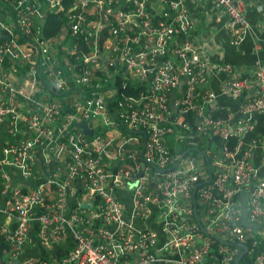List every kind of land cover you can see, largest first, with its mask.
<instances>
[{"label": "built area", "instance_id": "obj_1", "mask_svg": "<svg viewBox=\"0 0 264 264\" xmlns=\"http://www.w3.org/2000/svg\"><path fill=\"white\" fill-rule=\"evenodd\" d=\"M62 1L0 0V121L8 120L12 136L21 124L27 133L6 144L0 164L32 178L39 159L48 171L27 190L2 172L5 264H233L241 244L250 258L244 264H264V61L251 78L228 63L207 62L187 39L191 19L182 0H167L154 15L149 0ZM211 1L227 16L230 43L238 44L249 29L244 1ZM59 10L66 24L45 37L47 14ZM208 71L224 75L222 93L244 94L236 118L213 114L219 106L206 86ZM119 72L122 88L128 80L145 87L118 100L115 112L107 103L118 89L109 81ZM187 112L194 113L193 128ZM255 115L263 132L242 144ZM169 134L183 152L170 150ZM208 134L236 137V144L186 152ZM242 193L258 232L242 224ZM33 221L40 246L71 237L61 259L16 262Z\"/></svg>", "mask_w": 264, "mask_h": 264}, {"label": "crops", "instance_id": "obj_2", "mask_svg": "<svg viewBox=\"0 0 264 264\" xmlns=\"http://www.w3.org/2000/svg\"><path fill=\"white\" fill-rule=\"evenodd\" d=\"M186 6L190 19L191 28L187 31V39L193 48L197 49L198 53L207 62L228 63L232 66L234 72L238 76L251 78L255 69L264 61V0H243L245 3V14L249 21V29L246 35L238 44L230 43L229 31L226 29V14L211 0H182ZM167 0H149L147 3L148 10L154 15L159 14L165 8ZM5 67L4 72L8 71ZM11 70V69H10ZM224 75L214 71H208L206 86L216 94L215 105L223 107L229 112L233 118H236L239 113V103L244 94L240 96H230L222 93L220 82ZM42 90V89H40ZM45 96H51L45 91ZM20 103V99H17ZM9 122L7 119L0 121V160L3 158V148L8 142L15 139H24L27 137L24 126L21 124L19 132L12 136L9 133ZM21 130V131H20ZM263 132L261 116H254V129L251 132H244L241 135V143L247 144L253 134L261 135ZM173 142V140H172ZM253 162L258 164V149L253 154ZM54 164V162H53ZM39 159L34 161L33 176L24 177L19 170L14 166L0 164V223L9 221L4 212L6 194L1 191L3 187L2 172L8 175L9 182L12 186L27 190L34 187L36 184L44 181L48 175L47 166H43ZM125 193L124 190L120 191ZM243 194V193H242ZM239 195V202L240 196ZM49 196H54V186H51ZM128 199V195H121ZM129 200H126V204ZM241 204V202H240ZM69 207L75 205V198H69ZM151 221V219L149 220ZM256 228L250 227L252 231L258 232L261 226L257 223ZM159 230L160 226L152 223ZM36 222L33 221L28 232L27 239L19 248L16 256V262H21L23 259H42L56 261L61 259L63 255L71 248V237L68 235L62 242L55 243L50 247L40 246L36 241ZM248 227V226H247ZM158 264H169L160 262Z\"/></svg>", "mask_w": 264, "mask_h": 264}, {"label": "trees", "instance_id": "obj_3", "mask_svg": "<svg viewBox=\"0 0 264 264\" xmlns=\"http://www.w3.org/2000/svg\"><path fill=\"white\" fill-rule=\"evenodd\" d=\"M64 6H67L68 2L67 1H62ZM48 16L45 18L44 24H43V35L45 37H50L57 35L62 27L66 24L65 21V14L64 10H59L58 12H52L50 14H47ZM104 36H107L106 33H104ZM111 68H114L112 66ZM120 69V68H119ZM125 79L120 75V72L111 77L109 83L110 87H116L118 89L117 94L112 93V95L108 98V107L109 110H114L115 112H118L121 108L118 106V100H124V97H131V96H137V92L141 90L143 87H145L143 84H133L131 83L128 79L127 85L124 86L123 88L121 87V81ZM82 89V88H81ZM52 94L60 95V93H55L52 92ZM118 98V99H117ZM117 99V100H116ZM68 110L67 105L64 107V111ZM226 113L225 109L223 107H218V109L213 113L214 115L216 114H221L224 115ZM186 120L189 124V127L191 128L194 127V122H195V116L193 112H187L186 115ZM118 127L124 132V127L123 125L118 122ZM173 134H169L166 136L165 141L169 145L170 150L173 153L176 152H183L184 149L182 148V145H178L177 147L172 146V140H173ZM182 144V143H179ZM198 145L195 147H190L186 149L187 153L191 154H204L206 149L212 148V149H217L221 144H227L228 148L231 149L234 144H236V137L230 136L226 140H223L219 135H204L202 138V141L197 143ZM264 241L262 240V243ZM216 245V242H215ZM72 247V245H71ZM9 246L6 242V240L3 238V236L0 235V261L2 264H5L8 261L9 257ZM42 260V259H41ZM250 261V258L247 257V254L245 253L242 257L241 260L239 261L240 264H244L246 261ZM38 264V263H35Z\"/></svg>", "mask_w": 264, "mask_h": 264}, {"label": "water", "instance_id": "obj_4", "mask_svg": "<svg viewBox=\"0 0 264 264\" xmlns=\"http://www.w3.org/2000/svg\"><path fill=\"white\" fill-rule=\"evenodd\" d=\"M6 38V37H5ZM76 126H78L79 128H81V131L88 135V136H92L93 134V131L91 128H89L84 122H78L76 123ZM210 180V176L209 178L207 179V181ZM254 185V184H253ZM251 189V188H250ZM240 208H241V221H242V224L244 226H248V227H253V228H256L257 225L255 223H252V222H249L247 221L246 219V216H247V211H248V197H247V194L246 193H243L241 196H240ZM241 247H242V251L238 254L237 258L235 259L234 263L233 264H237L239 262V260L241 259V257L246 253V249H247V246L245 244H241Z\"/></svg>", "mask_w": 264, "mask_h": 264}, {"label": "rangeland", "instance_id": "obj_5", "mask_svg": "<svg viewBox=\"0 0 264 264\" xmlns=\"http://www.w3.org/2000/svg\"><path fill=\"white\" fill-rule=\"evenodd\" d=\"M39 93L41 94L42 93V90H39Z\"/></svg>", "mask_w": 264, "mask_h": 264}]
</instances>
